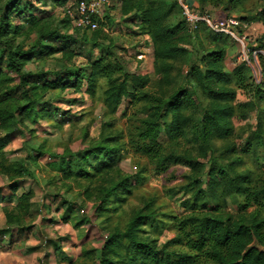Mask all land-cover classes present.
Returning a JSON list of instances; mask_svg holds the SVG:
<instances>
[{
	"label": "rangeland",
	"instance_id": "obj_1",
	"mask_svg": "<svg viewBox=\"0 0 264 264\" xmlns=\"http://www.w3.org/2000/svg\"><path fill=\"white\" fill-rule=\"evenodd\" d=\"M163 1L170 7L164 24L175 28L171 41L181 54L166 60L162 67L168 70L160 73L140 13L124 14L123 0H109L95 19V30L77 27L66 15L71 0L36 3L33 13L41 15L35 25L28 12L10 15L9 31L1 35L2 41L23 51L43 42L31 60L20 62L28 86L0 58V264H68V260L98 264L106 239L123 234L135 214L144 209L151 217L143 221L138 238L157 250L167 246L169 256L184 253L181 246L168 245L175 237L174 217L189 214L182 204L192 203L196 199L192 194L208 188L211 166L226 171L212 195L219 200L230 193L223 200L230 215L238 213L242 202L241 196L231 194L232 180L239 183L240 176L264 180V0H186L209 18L236 23L234 35L243 41L244 50L239 41L204 25L193 29L176 0ZM4 2L0 0V12ZM52 32L71 40L53 39ZM216 52L222 53L220 67L226 78L213 88L228 97L223 102L215 93L204 92L205 84L191 75L203 72L204 60ZM106 56L115 72L110 78L97 79L93 95L86 92V78L79 91L46 90L45 80L38 78L43 74L47 81H54L55 75L62 77L69 71L85 77L91 65ZM134 78L140 80L141 88L132 82ZM124 81L133 97L120 98L113 112L107 106L106 91ZM180 90L186 95L180 113L188 118L184 138L173 143L161 128L157 147L148 153L147 142L139 137L145 122L162 101ZM218 104L232 109L229 118L218 120L228 124L232 133L220 139L216 127H210L208 140L203 141L198 123ZM26 105L31 107L28 112L19 111ZM104 142L118 152L110 174L63 180L58 167L82 163L86 153ZM230 147L236 152L226 155ZM166 157L174 160L161 162ZM90 161L100 162L98 158ZM124 177L131 180L130 194L122 203L112 201L109 210L96 214L100 190ZM26 195L27 200L21 202L26 213L22 214L15 207ZM211 203L208 209L215 206ZM255 209L250 207L247 213Z\"/></svg>",
	"mask_w": 264,
	"mask_h": 264
},
{
	"label": "trees",
	"instance_id": "obj_2",
	"mask_svg": "<svg viewBox=\"0 0 264 264\" xmlns=\"http://www.w3.org/2000/svg\"><path fill=\"white\" fill-rule=\"evenodd\" d=\"M229 1L232 3L237 2L236 0ZM40 2L41 0H5L0 12V45H3L0 58L5 59L8 71L19 75L24 86H28V82L25 80V75L21 73L22 63L20 62L21 60H31V57L40 47V42L43 41L40 40L27 51H23L21 46L12 47L11 42L2 41L1 35L9 31L10 15L12 14L20 16L28 12L30 23L35 25L41 12H33L36 3ZM123 2L124 14L131 11L136 14L140 13L141 21L145 25V33L153 43V56L157 73L167 71V66L162 67L164 62L181 54V51L171 41L175 28L164 24L167 16H169L170 7H167L163 0L159 2L157 0H123ZM261 12L264 19V9ZM200 27H203V25ZM50 36L60 41L71 40L69 37L60 38L53 32L50 33ZM221 59V52L211 53L204 60L205 70L203 72L196 70L191 73L193 77L205 84L203 90L208 94H216L217 90L213 88L214 84L221 83L226 78L220 67ZM114 72L113 64L110 62V58L106 56L94 62L91 65L90 74L85 77L81 72L69 71L62 77L55 75L54 81H47L46 78L48 77L43 74L38 78L45 80L43 89H75L77 91L81 89L82 80L86 78V92L93 95L97 79L99 77L110 78ZM263 81L262 86L264 85ZM132 82L137 83L138 87L141 88L139 79L134 78ZM256 91L257 94H262L260 90L256 89ZM216 95L221 97L219 98L221 102L228 98L226 95ZM124 96L133 97L132 94L127 92L126 81L106 91L107 106L115 112L120 103V98ZM185 99L186 95L181 90L175 92L169 99L162 101L154 110L151 119L145 122V127L139 137L142 142H147L146 150H148V153L153 152L154 148L157 147V139L161 128H164L166 137L173 143H178L184 138L188 118L181 115L180 108ZM30 109L31 107L26 105L19 111L26 110L25 112H28ZM231 115L232 109L230 107L215 105L212 112L203 116L198 123L196 129L200 138L207 141L210 127H216L219 134L218 138L227 139L232 133V128L224 122H218V120L227 119ZM9 117L13 118L12 114ZM168 118H170L169 124L166 123ZM248 148L249 146L246 145V149ZM235 152L233 147L225 150L226 155ZM117 154L115 148L104 142L86 153L81 158L82 163L68 164L65 167L60 166L58 172L62 176L64 175L63 180L72 176L84 178V180L91 179L94 176H106L117 165ZM89 158L90 160L98 158L100 162L93 164ZM171 160H174V157H166L161 162ZM177 162L181 161L177 160ZM225 172L222 167L211 166L207 172L208 188L205 191L199 189L195 195L192 194V197L196 196L192 203L189 200L182 204V208L187 210L189 214L174 217L175 237L168 242V245L172 248L181 246L185 250L184 253L172 252L169 256L165 252L167 246L157 250L158 247H155V245H150L138 238V232L143 226V221L147 219V216L148 218L151 217V213H147V209H144L135 214L123 234H111L106 239L98 264H264V180L256 182L248 176L238 177L239 183L236 182L237 180H232L233 192L231 194L241 196L242 202L238 205V213L230 215L226 212L223 204V200L230 193L223 194L219 200L212 195L214 189L220 187L219 177L224 176ZM130 183V178L124 177L101 189L94 212L101 215L109 210L108 205L112 204V201L115 205L122 203L125 200L124 198L130 194ZM19 200L20 203L17 204L15 209H20V213L25 214L26 208L22 207L21 202L27 200V195ZM200 200H204V202L199 204ZM210 203L215 204V206L208 209ZM252 205L256 209L247 213V209L253 207ZM120 251L123 254L119 253ZM163 254H166L164 256L167 258H162ZM120 258L123 259L117 262L116 260ZM68 261V264H74L73 260Z\"/></svg>",
	"mask_w": 264,
	"mask_h": 264
},
{
	"label": "built area",
	"instance_id": "obj_3",
	"mask_svg": "<svg viewBox=\"0 0 264 264\" xmlns=\"http://www.w3.org/2000/svg\"><path fill=\"white\" fill-rule=\"evenodd\" d=\"M109 0H71L70 7L66 10V15L71 18L74 23H77L79 28H88L95 30L97 28L96 18L101 17V12L107 6ZM178 7L186 21V23L196 29L204 25L212 32L224 34L239 41L242 49H245V44L234 35V27L236 23L233 21H219L203 15L201 12L192 9L186 4V0H176Z\"/></svg>",
	"mask_w": 264,
	"mask_h": 264
}]
</instances>
